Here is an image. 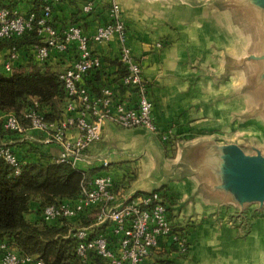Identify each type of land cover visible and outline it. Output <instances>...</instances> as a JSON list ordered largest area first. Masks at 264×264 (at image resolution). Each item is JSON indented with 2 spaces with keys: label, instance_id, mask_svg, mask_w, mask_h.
Masks as SVG:
<instances>
[{
  "label": "crops",
  "instance_id": "obj_1",
  "mask_svg": "<svg viewBox=\"0 0 264 264\" xmlns=\"http://www.w3.org/2000/svg\"><path fill=\"white\" fill-rule=\"evenodd\" d=\"M0 1L12 4L22 14L36 5V0ZM42 1L52 3L56 29L61 31L77 23L92 35L109 20L114 0ZM89 1L94 8L86 14L82 8ZM115 1L127 24L132 53L143 66L158 127L161 132L171 128L178 144L174 139L161 142L158 133L143 126L124 128L107 121L101 139L90 147L89 154L110 161L107 170L120 197L164 188L174 224L186 226L190 232L188 254L181 255L163 242L145 264H264V214L256 217L244 234L236 220L229 218L241 207L209 194L203 169H196L193 159H189L191 148L202 140L230 141L223 138L225 130L242 115V97H237L241 77L232 73L224 77L226 60L243 54L241 18L233 8L222 7L217 0ZM31 47L27 43L21 46L14 69L33 63ZM92 48L104 60L103 70L88 80L91 91L98 92L103 84H115L125 68L118 59L117 37L94 43ZM9 52L7 46L0 50V66ZM66 63L63 56L56 55L47 65L58 70ZM117 97L136 102L132 91L119 89ZM76 133L71 130V134ZM40 137L27 130L11 135L9 140L24 163L42 156L57 158L60 146L42 143ZM83 168L89 176L105 170L100 162ZM39 207L38 200L32 202L27 219L35 221Z\"/></svg>",
  "mask_w": 264,
  "mask_h": 264
},
{
  "label": "built area",
  "instance_id": "obj_2",
  "mask_svg": "<svg viewBox=\"0 0 264 264\" xmlns=\"http://www.w3.org/2000/svg\"><path fill=\"white\" fill-rule=\"evenodd\" d=\"M93 8L89 1L82 11L88 14ZM52 17L51 4L43 6L39 16L34 11L22 14L7 6L0 7V39L21 37L36 28L42 41L31 47L33 62L47 64L56 55L67 60L57 70L66 93L62 117L48 120L36 101L26 110V124L14 112L0 115V156L20 174L24 162L2 131L23 134L30 130L40 134L42 143L60 146L55 162L68 163L82 172L80 196L45 206L42 217L48 223L68 227L65 237L76 239V253L83 264H145L146 258L163 242L181 255L188 254L190 242L184 232L186 226L174 224L165 189L120 197L107 170L110 161L89 154L90 147L101 139L107 121L124 128L143 126L150 132L160 133L143 66L132 53L119 4L112 2L109 20L98 26L92 35L86 34L77 23H70L60 31L53 25ZM114 37L120 44L118 59L125 74L115 84L106 83L98 92L91 91L89 78L104 67L102 56L95 53L92 46ZM19 59V49L13 46L2 65L4 72L11 74ZM119 89L134 92L136 102L120 100ZM71 130L77 133L73 135ZM32 138L35 137L32 135ZM162 139L168 140L166 133ZM96 162L105 170L89 176L83 166H93ZM0 264L45 262L37 255L20 254L0 240Z\"/></svg>",
  "mask_w": 264,
  "mask_h": 264
},
{
  "label": "trees",
  "instance_id": "obj_3",
  "mask_svg": "<svg viewBox=\"0 0 264 264\" xmlns=\"http://www.w3.org/2000/svg\"><path fill=\"white\" fill-rule=\"evenodd\" d=\"M35 2L31 11L37 16L46 4H51L53 13L52 3ZM3 6L13 9L12 4L0 1V7ZM41 41L34 28L21 37L0 39V50L5 46L10 50L16 46L20 50L25 43L33 46ZM35 101L48 120L62 117L66 93L57 70L33 62L6 74L0 66V115L14 112L26 124V110ZM2 134L10 139L14 133L2 131ZM44 158L24 163L20 174H16L0 156V240L6 241L20 254L39 256L45 264H83L76 253V239L65 237L68 227L48 223L42 217L45 206L80 196L83 174L68 163L55 162L52 157ZM35 200L39 201L40 207L36 220L31 221L27 214Z\"/></svg>",
  "mask_w": 264,
  "mask_h": 264
},
{
  "label": "rangeland",
  "instance_id": "obj_4",
  "mask_svg": "<svg viewBox=\"0 0 264 264\" xmlns=\"http://www.w3.org/2000/svg\"><path fill=\"white\" fill-rule=\"evenodd\" d=\"M218 4L222 7H228L222 0H217ZM241 25L243 27L244 48L243 54L239 57H229L224 65V77H228L231 73L239 74L241 77L240 94L237 97H242L243 112L239 116L238 121H232L229 123L225 130L224 140H230L220 143L214 138L202 140V142L213 141L219 145L235 143L242 147L245 153L252 154L257 147L264 149V80H256V77L264 74V58H258L257 60L245 61L244 56L254 52L258 56L264 55V23L263 14L264 9H259V18L256 14H251L258 21L257 25L248 21L250 20L245 14V11L241 13ZM237 16H239L237 14ZM242 59V65L240 61ZM260 79H262L260 77ZM258 110V111H257ZM242 119V120H241ZM181 121H178L180 123ZM164 133L167 134L169 142L174 139L175 144H178L176 135L172 133V129L158 133L160 141L163 142ZM222 138V137H221ZM182 139V138H180ZM186 139V138H185ZM236 140V141H233ZM238 141V142H237ZM200 143V142H199ZM264 214V204L260 205L258 202H252L245 205L243 208H239L237 211H233L229 214V218L232 217L236 220L237 224L241 227L242 232L247 233L251 225L254 223L256 217ZM183 230V229H181ZM186 236L189 237L190 232L186 228Z\"/></svg>",
  "mask_w": 264,
  "mask_h": 264
},
{
  "label": "water",
  "instance_id": "obj_5",
  "mask_svg": "<svg viewBox=\"0 0 264 264\" xmlns=\"http://www.w3.org/2000/svg\"><path fill=\"white\" fill-rule=\"evenodd\" d=\"M229 8H233L239 17L245 14L250 23L257 25L259 9H264V0H222ZM251 14H256V18ZM252 23H251V22ZM264 23V14H263ZM264 58L254 52L244 56L245 61ZM242 65V59L239 60ZM260 77L262 79H260ZM264 80V74L256 80ZM264 110V105H263ZM258 111V110H257ZM255 148L252 154L245 153L238 144L219 145L213 141L200 142L191 148V156L196 169H203L202 176L207 179L206 191L220 199L233 202L243 208L245 205L258 202L264 204V149Z\"/></svg>",
  "mask_w": 264,
  "mask_h": 264
}]
</instances>
